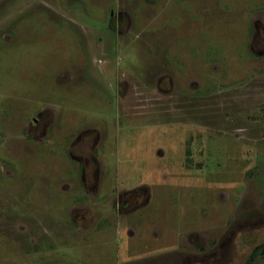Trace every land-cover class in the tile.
<instances>
[{
  "label": "rangeland",
  "instance_id": "374dc122",
  "mask_svg": "<svg viewBox=\"0 0 264 264\" xmlns=\"http://www.w3.org/2000/svg\"><path fill=\"white\" fill-rule=\"evenodd\" d=\"M262 243L264 0H0V264Z\"/></svg>",
  "mask_w": 264,
  "mask_h": 264
},
{
  "label": "flooded vegetation",
  "instance_id": "af4514ba",
  "mask_svg": "<svg viewBox=\"0 0 264 264\" xmlns=\"http://www.w3.org/2000/svg\"><path fill=\"white\" fill-rule=\"evenodd\" d=\"M82 138H84L83 136H80L79 137V140H81ZM93 142L91 143V141H89V142H83V146L86 148V147H93V151H95V149H96V147H95V145L99 142V141H96V139L95 140H92ZM95 148V149H94ZM72 155V154H71ZM72 157H73V160H75L77 163H78V166H80V165H84L86 162H89L90 161V158H88L87 156L86 157H83V155H78V154H76V155H72ZM92 160H94V162H99V159H98V157H97V155L96 154H94L93 153V155H92ZM80 162V163H79ZM84 167V166H83Z\"/></svg>",
  "mask_w": 264,
  "mask_h": 264
},
{
  "label": "trees",
  "instance_id": "16d2710c",
  "mask_svg": "<svg viewBox=\"0 0 264 264\" xmlns=\"http://www.w3.org/2000/svg\"><path fill=\"white\" fill-rule=\"evenodd\" d=\"M259 257H264V243L258 245L250 254L247 264H255Z\"/></svg>",
  "mask_w": 264,
  "mask_h": 264
}]
</instances>
